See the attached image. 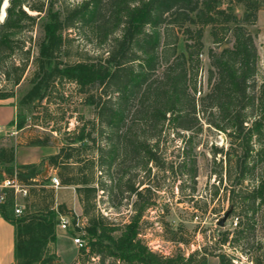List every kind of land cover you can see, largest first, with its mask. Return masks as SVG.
<instances>
[{
  "label": "trees",
  "instance_id": "1",
  "mask_svg": "<svg viewBox=\"0 0 264 264\" xmlns=\"http://www.w3.org/2000/svg\"><path fill=\"white\" fill-rule=\"evenodd\" d=\"M4 1L0 0V18ZM225 1L9 0L4 20L0 21V66L3 53L15 51L18 36L32 29L38 18L43 21L36 69L30 80L32 88L22 103L42 102L54 84L73 83L78 88L80 102L93 106L96 112L95 119L84 123L60 146L57 154L40 164L16 165L15 147H0V166L4 168L5 178H16L21 186L28 188L22 214L15 213L14 189H4L6 200L0 203V214L15 229L17 264H58L52 245L57 243L60 216H68L70 211L65 204L56 205L51 177L43 176L41 169L45 161L56 171L60 186L76 187L83 209L80 218L87 222L74 233H84L82 238L89 252L79 251L72 264H90L94 257L99 258L98 264H193L198 252L188 258L163 256L141 239L142 220L154 203L134 183L126 161L136 158L137 166L148 178L152 174L150 164L163 168L173 177L176 175L173 162L159 161V138L151 145L150 139L143 137L145 131L141 133L135 128L138 118L140 124L145 123L153 132L152 137L159 136L166 123L179 130L180 137L181 131H201L205 124L225 134L230 148L224 151L215 147L213 153L227 159L226 177L234 181L235 187L251 179L258 165L264 163V81L261 84L256 81L259 50L249 30L264 11V0ZM236 5L244 6L243 15L236 13ZM30 12H36L37 16ZM209 26L214 44L208 53L209 89L197 99L203 37ZM70 30L84 32L87 38L106 47L105 54L75 63L63 61L61 58L68 53L67 46L72 40L68 35ZM181 36L185 40L184 52L178 50ZM24 70L25 66L12 67L8 78L19 84ZM10 97L0 94V100ZM137 100L139 106L128 124L132 104ZM16 125L18 130L24 129L26 118L19 117ZM103 139L107 147L101 144ZM30 144L53 143L49 137H38ZM183 164L185 170L181 176L194 182L197 175L194 160ZM119 170L122 175L115 179ZM104 173L112 185L102 181ZM224 177L223 171L220 172L219 181L223 182ZM5 178L1 173L0 182ZM144 182L140 184L145 185ZM151 189L149 186L146 191L151 193ZM101 192L110 195L116 209L119 205L114 203V198L118 194L138 196L128 223H115L98 211ZM232 192L229 216L237 208L240 215L255 214L257 203L264 204V177L247 194L236 193L235 189ZM238 196L243 202L236 207ZM31 198L34 201L29 206ZM238 225L243 226L242 222ZM229 238L228 232L223 233L218 243L225 247L230 243ZM215 256L219 264H233L225 253ZM199 264H207L206 255Z\"/></svg>",
  "mask_w": 264,
  "mask_h": 264
},
{
  "label": "rangeland",
  "instance_id": "2",
  "mask_svg": "<svg viewBox=\"0 0 264 264\" xmlns=\"http://www.w3.org/2000/svg\"><path fill=\"white\" fill-rule=\"evenodd\" d=\"M226 6L224 5V7ZM235 11L241 16L245 8L236 5ZM30 14L37 16L36 12H30ZM3 20L1 16L0 21L3 22ZM42 22L38 18L32 29H27L26 32L18 36L19 41L15 45L14 52L3 53L4 61L0 66V94H8L11 97L5 101L0 100V125L6 124L13 118L14 108V120L17 121L19 117H25L26 126L23 131L18 130L15 136L0 139V147L19 146L22 138L24 141H30L38 137H49L53 144L61 146L66 144L72 137L71 134L82 128L84 123L95 119V108L80 102L78 88L73 83L54 84L51 86L48 98L42 102L22 103L25 95L32 88L30 80L35 72V61L39 55L38 42L42 36ZM249 30L255 37L259 50L256 81L261 84L264 81V11L259 13L257 24L250 26ZM68 35L72 40L67 46V56L63 55L61 58L63 61L75 63L85 57L95 58L105 54L106 47L92 41L89 37L88 39L84 32L70 30ZM203 43L197 99L203 97L209 89L208 74L211 63L208 53L211 48H214L211 26L205 28ZM178 50L179 52L185 51L183 36L180 37ZM22 66H25V70L19 84H16L8 78V73H12V67ZM162 71L163 69L158 74L161 75ZM138 103L137 100L132 104V113L128 124L135 116L134 112L139 106ZM136 123L138 125L135 128L140 129L141 133L145 131L143 137L150 139L151 145H154L159 138V161L167 164L173 162L176 170V175L173 177L163 168L150 164L152 174L148 178L144 170L137 166L136 158L126 161V166L132 170L134 183L139 190L144 192V195L150 197L149 201L154 203L153 208L147 210L142 220L141 239L154 252L163 256L183 255L188 258L191 254L198 252L193 264H199L205 255L207 264H219V258L215 256L219 253H225L231 257L233 264H264V204L261 205L258 202L256 213L249 212L248 216L246 212L244 215H240L241 210L237 208L235 214H231L225 220L224 225L220 226L225 214L231 211L232 191L235 189L236 193L242 192L243 195L252 191L258 185V179L264 177V163L258 165L251 179L244 181L242 186L235 187L234 181L231 182L226 177V171L229 168L227 159L222 154L214 156L213 153L215 147L223 148L224 151L230 148L225 134L205 124L201 131H197V129L195 132L181 131L183 135L180 137L179 130L177 131L172 124L166 123L162 133L157 137H152L153 132L148 130L149 127L145 123L140 124L138 118ZM100 142L104 147H107L104 139ZM193 160L197 172L194 182L187 176H181V172L185 170L183 163ZM41 169L45 176V164L41 166ZM222 171L225 177L223 182H220L219 173ZM2 172H4V168ZM121 175L122 170L115 172V179H119ZM101 178L107 185H112L107 174L104 173ZM143 181H145V185L140 184ZM149 186H152L151 193L146 191ZM37 189H41V187L37 186ZM53 189L56 205L65 204L70 211L68 216L72 218H74L73 216H83V209L75 186H67L59 192H56V188ZM48 194L44 193L45 196ZM16 197L24 208L27 195L19 193L16 194ZM56 199L59 200V204ZM111 200L108 193L101 192L97 199L98 211L115 223L121 225L128 223L134 213L133 205L138 200V196L129 197L127 194L123 196L118 194L114 198V203L119 205L118 209L112 207ZM242 200V197H236L235 206L242 205ZM33 201L31 198L28 205H32ZM239 222L243 224L241 228H239ZM249 228V231L243 230ZM60 230L61 228H59ZM226 232L229 233L230 243L222 247L218 243L219 236ZM61 233L63 239L58 242L57 250L62 261L71 264L77 259L79 251L73 242L75 233L72 229L66 232L62 230ZM52 247L56 253V244ZM61 259L58 256V264H62ZM90 264H95V262L92 261Z\"/></svg>",
  "mask_w": 264,
  "mask_h": 264
},
{
  "label": "crops",
  "instance_id": "3",
  "mask_svg": "<svg viewBox=\"0 0 264 264\" xmlns=\"http://www.w3.org/2000/svg\"><path fill=\"white\" fill-rule=\"evenodd\" d=\"M1 101H5V100H1ZM15 118V110L13 108V118H11L8 122H6V124H1V125H9V124H13L16 120H14ZM18 131V129H17ZM20 132L23 131L19 130ZM27 139V137H26ZM35 139H31L30 141H24L23 138L20 139L19 142V146L16 145H9V146H3V147H15L16 149V165H27V164H40L42 163L44 160H46L49 156L51 155H55L58 153L60 146L56 145V144H52L49 146H40V145H32L30 144L31 141H33ZM45 168H46V173L45 176H49L51 177V185L52 187V178L53 177H57V173L55 170H53L47 161H45ZM3 167L0 166V174L2 173V176L5 178L6 174L4 172H2ZM6 179L9 178H5L4 181ZM3 181V182H4ZM0 182V187L2 186V183ZM25 187V186H23ZM56 188V187H54ZM65 187H58L56 188L57 191L59 192V190L64 189ZM26 189V187H25ZM28 189V188H27ZM26 189V190H27ZM22 192H16L15 191V195L19 194ZM24 194V193H23ZM27 195V194H25ZM56 199V202H58V204L60 203L59 200ZM16 207H22L16 197ZM23 209V207H22ZM81 211V209H79ZM59 226H58V239H57V243H56V253L57 255L60 257L61 256L57 250V244L58 242L63 239V234L60 232L62 230L59 231ZM66 232V231H64ZM15 229L14 226L11 225L9 222H7L2 215L0 214V264H17L15 261ZM78 256H79V251H78ZM77 256V258H78ZM77 259H75L72 263H74ZM62 264H66L62 261ZM71 263V264H72Z\"/></svg>",
  "mask_w": 264,
  "mask_h": 264
},
{
  "label": "built area",
  "instance_id": "4",
  "mask_svg": "<svg viewBox=\"0 0 264 264\" xmlns=\"http://www.w3.org/2000/svg\"><path fill=\"white\" fill-rule=\"evenodd\" d=\"M17 121H15L13 124L9 125H0V139L4 137H12L15 136L17 133ZM52 184L54 187L58 188L60 187V180L57 177L52 178ZM6 188H12L16 192H22L24 194H27V190L25 187L21 186L16 178L12 179H6L0 188V203L5 202L6 200V193L4 192V189ZM23 209L22 207H16L15 213L17 215L22 214ZM86 225V220L81 219L80 217L72 218L70 216H60V223L59 227L63 231H68L72 229L74 232L77 231V229H83ZM83 233H76V235L73 237V242L77 246L78 250H85L86 253L89 252L88 244L87 242L82 238ZM92 261L95 262V264H98L99 258L94 257L92 258ZM119 264V263H118Z\"/></svg>",
  "mask_w": 264,
  "mask_h": 264
},
{
  "label": "water",
  "instance_id": "5",
  "mask_svg": "<svg viewBox=\"0 0 264 264\" xmlns=\"http://www.w3.org/2000/svg\"><path fill=\"white\" fill-rule=\"evenodd\" d=\"M8 5H9V0H5V1H4V4H3V7H2V18H3V19H4V17H5V14H6V8L8 7ZM228 217H229V213H227V214L225 215V217L221 220V222H220V226H223V225H224V222H225L226 219H228Z\"/></svg>",
  "mask_w": 264,
  "mask_h": 264
}]
</instances>
